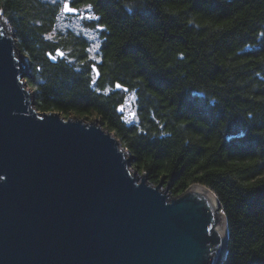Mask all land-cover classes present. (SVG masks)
Masks as SVG:
<instances>
[{
    "label": "trees",
    "instance_id": "obj_1",
    "mask_svg": "<svg viewBox=\"0 0 264 264\" xmlns=\"http://www.w3.org/2000/svg\"><path fill=\"white\" fill-rule=\"evenodd\" d=\"M75 3L98 13L104 69H118L138 89L141 122L128 125L115 98L93 90L79 66L42 64L44 51L62 43L82 52L73 34L45 38L58 5L0 0L20 50L42 65L40 87L26 76L38 91L36 107L99 117L132 167L153 185L164 181L170 196L192 184L213 190L229 234L221 264H264V0Z\"/></svg>",
    "mask_w": 264,
    "mask_h": 264
},
{
    "label": "water",
    "instance_id": "obj_2",
    "mask_svg": "<svg viewBox=\"0 0 264 264\" xmlns=\"http://www.w3.org/2000/svg\"><path fill=\"white\" fill-rule=\"evenodd\" d=\"M0 33V264H221L216 193L170 196L97 120L39 110L1 18Z\"/></svg>",
    "mask_w": 264,
    "mask_h": 264
},
{
    "label": "flooded vegetation",
    "instance_id": "obj_3",
    "mask_svg": "<svg viewBox=\"0 0 264 264\" xmlns=\"http://www.w3.org/2000/svg\"><path fill=\"white\" fill-rule=\"evenodd\" d=\"M65 3H69L70 6L76 8L77 11L75 13L65 12V10L63 9ZM57 13H58L57 17L62 23H65V20L70 18L79 19L81 22L80 25H78L80 31H88L95 29L97 32L100 33L101 37L99 38H102L101 32L104 30V26L100 27L102 26V24H100L99 15L98 13H95L93 6L90 3L77 4L75 3V0H60L58 4ZM88 17H93V19H88ZM55 25L56 24H54V27ZM71 34L75 35L73 31H68L65 35L69 37L71 36ZM60 36H64V35H60ZM75 36L83 40L81 41L83 43V46L81 47L82 52L81 50L79 51L77 48H73L71 44L68 45L62 43L59 46L54 47L53 50L47 49L44 51V53L42 54L43 57H41L42 64L48 67L49 69H52L54 66H58V65L62 66L63 64L68 66H73V65L79 66V70L81 71L80 72L81 76H83L84 78L87 79V81H89V85L93 90H96L101 94H104L108 98L114 97L117 102L120 101V98H118V96L121 93L129 92L131 89L130 86H128L126 83L123 82V76L119 75L118 69L114 70L112 68L107 71L104 69L106 65V59H105V54L102 51L104 44L103 41L101 42L100 59L99 58L97 59V56L91 57L90 54L86 51V49H89V47H88V41L85 39V37L83 35H75ZM57 50H59V52ZM20 51L22 55H26L22 52V50ZM60 52H63V56L60 55ZM53 56H55L56 58L52 59ZM26 57L28 61V69L30 71L29 76L36 83V86L38 88L41 86L42 83V79H41L42 65L40 64L39 66L38 65L34 66L28 55H26ZM119 63L120 62H117L116 66H119ZM93 64H95L96 66L95 71L93 70L92 67ZM83 68L85 69V71L82 72ZM107 77H108V81H105ZM25 80L27 82L28 88L33 90V92L31 90L30 91L34 97L35 104H37V100L39 96L37 88L35 87L32 88L29 85L27 77ZM117 83L121 84L122 87L117 88L116 87ZM124 112L125 110L123 106H120L119 113L122 114Z\"/></svg>",
    "mask_w": 264,
    "mask_h": 264
},
{
    "label": "rangeland",
    "instance_id": "obj_4",
    "mask_svg": "<svg viewBox=\"0 0 264 264\" xmlns=\"http://www.w3.org/2000/svg\"><path fill=\"white\" fill-rule=\"evenodd\" d=\"M41 1L46 2V3H52V5H58L60 2V0H41ZM0 18L2 20V26L4 27L6 32H8L11 35L14 34V31L11 29L9 21L5 17L4 11L1 9H0ZM80 23L81 22L79 19H72V18L67 19V20H65V23H62L57 18L56 25H55L54 29L52 31H50L48 34H46L45 38L48 40H55L58 36L65 35L68 31H73L75 33V35H83L85 37V39L88 41L89 49H86V51L90 54V56L91 57L97 56V59L98 58L100 59V55H101L100 50H101V42H102V38H99V37H101L100 33L97 32L95 29L88 30V31H80L78 28V25H80ZM97 43H99V45H100L99 48H95V45ZM20 53H21V51H20ZM23 56L27 60L26 55H23ZM25 79H26V77H25ZM27 88H28V86H27ZM30 90L33 92L32 89H30ZM118 98H120V101H118L116 103L117 109L119 110V107L123 106L125 112L122 114H123V117H124V120L126 121V123L128 125L140 124V122H141L140 104H139L140 95H139L138 89L134 88V89H131L129 92L121 93L118 96ZM131 112H134V113H131ZM133 114H135V115H133ZM85 120H87V119H85ZM90 120H97V122H100L99 117L93 118ZM111 133L117 138V136L115 135L114 132H111ZM119 142H120V140H119ZM121 146H122V144H121ZM124 150L126 151L127 155L130 156L129 151L126 150L125 148H124ZM131 169L133 171L135 170L133 167ZM138 176H139V178H141L140 172H139Z\"/></svg>",
    "mask_w": 264,
    "mask_h": 264
},
{
    "label": "snow or ice",
    "instance_id": "obj_5",
    "mask_svg": "<svg viewBox=\"0 0 264 264\" xmlns=\"http://www.w3.org/2000/svg\"><path fill=\"white\" fill-rule=\"evenodd\" d=\"M64 8H65L66 11H69V12H76L77 11V9L72 8L69 3H65ZM88 19H93V17H88ZM100 27H103V26H100ZM0 35H2V33H0ZM99 47H100V45H99V43H97L95 45V48H99ZM57 51L59 52V50H57ZM60 55L63 56V52H60ZM55 58H56L55 56L52 57V59H55ZM92 67H93V70L95 71L96 70L95 64H93ZM116 87L120 88V87H122V85L117 83ZM133 115H135V114H133Z\"/></svg>",
    "mask_w": 264,
    "mask_h": 264
},
{
    "label": "bare ground",
    "instance_id": "obj_6",
    "mask_svg": "<svg viewBox=\"0 0 264 264\" xmlns=\"http://www.w3.org/2000/svg\"><path fill=\"white\" fill-rule=\"evenodd\" d=\"M11 35V34H10Z\"/></svg>",
    "mask_w": 264,
    "mask_h": 264
}]
</instances>
